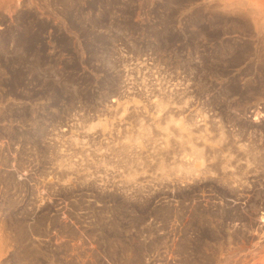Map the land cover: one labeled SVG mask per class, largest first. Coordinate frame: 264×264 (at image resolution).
Listing matches in <instances>:
<instances>
[{
	"label": "rangeland",
	"instance_id": "rangeland-1",
	"mask_svg": "<svg viewBox=\"0 0 264 264\" xmlns=\"http://www.w3.org/2000/svg\"><path fill=\"white\" fill-rule=\"evenodd\" d=\"M262 1L3 14L2 264H263Z\"/></svg>",
	"mask_w": 264,
	"mask_h": 264
},
{
	"label": "bare ground",
	"instance_id": "bare-ground-1",
	"mask_svg": "<svg viewBox=\"0 0 264 264\" xmlns=\"http://www.w3.org/2000/svg\"><path fill=\"white\" fill-rule=\"evenodd\" d=\"M19 1L20 0H0V19H1V17L3 16V14H5V13H7V12H9L10 11V9L12 8V7H14L16 4H18L19 3ZM235 2V1H234ZM263 3L260 5V9L262 10V12H264V1H262ZM247 3V2H246ZM237 4V3H236ZM253 4H254V2H253ZM226 5V4H225ZM231 6V5H230ZM16 7V6H15ZM227 7V6H226ZM254 9V8H253ZM235 10V9H234ZM252 10V9H251ZM249 11H250V9H249ZM255 11V10H254ZM249 13V12H248ZM242 14H244V13H242ZM256 15V14H255ZM243 16V15H242ZM253 18H255V17H253ZM259 23H260V21H259ZM260 27L264 30V20L260 23ZM1 33V32H0ZM262 34V33H261ZM4 41V40H3ZM2 41V42H3ZM1 42V41H0ZM1 42V43H2ZM4 46V45H3ZM16 57V56H15ZM22 57V56H21ZM8 58V56H7V54H6V52H5V50L3 49V47L0 45V64L2 63V62H5V60ZM23 58V57H22ZM22 60V59H21ZM2 71H3V69H1ZM179 122V121H178ZM176 123V122H175ZM167 127V126H166ZM176 127V126H175ZM182 128V127H181ZM182 130V129H181ZM180 130V131H181ZM166 131V130H165ZM180 137H181V135H180ZM166 139V138H165ZM175 139H177V138H175ZM178 141V140H177ZM190 142V141H189ZM191 143V142H190ZM193 144V143H192ZM186 146V145H185ZM188 146V145H187ZM199 151V150H198ZM191 152H192V150H191ZM201 152V151H200ZM191 171V170H190ZM182 172V171H181ZM188 173V172H187ZM186 173V174H187ZM1 174V173H0ZM179 174V173H178ZM196 174V173H195ZM184 177V176H183ZM191 179V178H190ZM42 180V179H41ZM33 205V204H32ZM175 212V211H174ZM3 219V218H2ZM12 219V218H11ZM11 221V220H10ZM13 221V220H12ZM2 222V221H1ZM1 222H0V232L1 231H3L4 229H3V224H1ZM4 222H5V219H4ZM218 222V221H217ZM13 223V222H12ZM12 223H11V226L13 227V230L12 231H14V226L12 225ZM15 223V222H14ZM10 224V223H9ZM183 225V224H182ZM4 228L6 229L7 228V226H6V224H5V226H4ZM11 228V227H10ZM3 229V230H2ZM9 229V228H8ZM17 229V228H16ZM19 231V230H18ZM2 233H4V232H2ZM16 233V232H15ZM5 234V233H4ZM3 234V235H4ZM9 236V235H8ZM16 236V235H15ZM19 237H20V235H19ZM18 237V238H19ZM173 237V236H172ZM180 237V236H179ZM7 238V237H6ZM5 238V239H6ZM4 239V238H3ZM25 239V238H24ZM20 240V239H19ZM23 240V239H22ZM9 241V240H8ZM12 241V240H11ZM23 241H25V240H23ZM3 243H5V242H3V240H2V235L0 234V264H2V257H3V255H4V244ZM14 244V243H13ZM12 246V245H11ZM7 247V246H6ZM8 247H10V244H9V246ZM20 247V246H19ZM17 248V247H16ZM205 249H207V252H208V248H205ZM218 249H220V248H218ZM9 250V249H8ZM14 250V249H13ZM16 251H17V249H16ZM119 251V250H118ZM121 251V250H120ZM107 252V251H106ZM171 252V251H170ZM215 252H216V250H215ZM12 253V252H11ZM19 253H20V251H19ZM5 254H6V252H5ZM10 254V253H9ZM15 254V253H14ZM17 254V253H16ZM167 254V253H166ZM212 254H214V253H210V254H208V253H206V255H212ZM224 255V254H223ZM263 255H264V253H263ZM20 256H21V254H20ZM228 257V256H227ZM10 258V257H9ZM18 258V257H17ZM20 258V257H19ZM205 258V257H204ZM225 257H223L222 256V254L221 253H219V255H214V256H212V257H207L206 259H204V260H207V261H209V264H231L230 263V260H229V258H226V259H224ZM14 259H15V257H14ZM9 260V259H8ZM232 260V259H231ZM262 262L261 263H263L264 264V256H262ZM12 261V260H11ZM24 261V260H23ZM168 261V260H167ZM238 262V261H237ZM110 263V262H109ZM126 263V262H125ZM15 264H17V263H15ZM259 264V263H258Z\"/></svg>",
	"mask_w": 264,
	"mask_h": 264
}]
</instances>
